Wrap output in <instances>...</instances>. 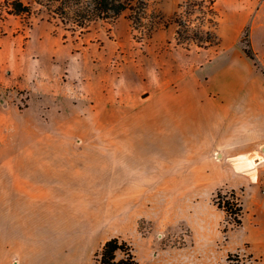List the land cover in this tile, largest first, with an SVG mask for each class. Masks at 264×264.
<instances>
[{
    "label": "crops",
    "instance_id": "0c3cea01",
    "mask_svg": "<svg viewBox=\"0 0 264 264\" xmlns=\"http://www.w3.org/2000/svg\"><path fill=\"white\" fill-rule=\"evenodd\" d=\"M263 7L264 0L246 12L255 57L253 32L264 33V23L257 21ZM39 45L55 57L46 63L31 58L35 71L16 79L22 92L0 93V264H98L107 240L120 238L132 248L137 241L150 249L153 228L175 224L180 231L168 237L177 246H161L168 264H220L212 252L223 243L225 212L214 194L223 187L242 188L256 201L255 236L238 246L246 244L254 263L264 264L260 201L253 191L264 178V70L233 43L221 45L214 94H192L189 120H176L170 104L166 115L153 119L152 157L142 164L146 171L137 166L135 174L121 171L120 183L94 182L91 151L33 149V144L64 142L62 135L44 133L53 126L91 125V97L107 94L92 87L98 78L91 68L73 72L81 67L75 53L68 51L59 61L57 54L67 46L48 39ZM43 64L66 72L44 77L37 71ZM14 127L26 134L12 135ZM160 158L164 165L157 163Z\"/></svg>",
    "mask_w": 264,
    "mask_h": 264
},
{
    "label": "rangeland",
    "instance_id": "374dc122",
    "mask_svg": "<svg viewBox=\"0 0 264 264\" xmlns=\"http://www.w3.org/2000/svg\"><path fill=\"white\" fill-rule=\"evenodd\" d=\"M145 1L146 15L134 27L126 17L129 14L126 12L114 20L91 22L81 35L77 32L72 35L71 31L65 30L61 25L49 23L46 13H38L37 9L30 17L7 15L0 10L1 94L22 92L23 86L16 79L29 76L35 71L30 65L31 58L46 63L51 61V56L55 57L39 45V40L47 39L67 46L63 49L65 53L57 54L59 61L69 56L68 51L75 53V60L81 67L73 72L84 73L91 68V76L95 73L98 78L97 85L92 87L96 93L107 94L108 97H91V125L53 126L44 133L62 135L64 142L33 144L37 145L33 149L91 151V181L94 182L120 183V172L135 174L137 166H143L146 171L142 164L150 161L152 157L153 119L158 114L159 118L166 115L170 104L175 107L176 120H189L191 111L188 109L192 94L200 90H208L210 95L214 94L217 87L215 59L221 45L233 43L243 53L245 48H252L249 33L252 21L245 22L248 16L246 12L253 13L262 2ZM257 21L264 23V7L262 19ZM179 23L182 24L180 28ZM184 28L186 31L177 40V30ZM147 30H151L149 38L144 36L148 33ZM198 38L208 40L212 45L198 43ZM253 40L258 53L256 65L264 70V65L257 61H264V33L255 29ZM37 71L43 73L44 77L46 74L59 75L66 72L52 68L48 70L45 64L37 67ZM83 113L80 112L81 115ZM89 113L90 111H86L85 115L89 116ZM11 133L19 136L26 134L19 127H14ZM90 136L91 142H88ZM156 151L159 153L157 147ZM157 163L164 165V160L160 158ZM107 173H111L113 178H108ZM128 180L127 182L131 181L130 177ZM263 186L264 178L253 191L257 203L260 201L257 218L261 221L259 226L264 233V195L260 191ZM218 192L222 194L223 205L227 201L242 206V225L233 226L229 215L225 214L221 225L223 243H219L212 252L215 258L222 262L220 264H263L261 260L254 263L257 259L253 258L246 244L238 246L255 236L252 231L251 209L255 207L256 201L247 197V194L244 196L242 188L223 187L214 194V202ZM243 206L246 210H243ZM153 229L154 242L150 249L134 241L136 264H168L162 255L161 246L167 243L177 246L176 239L171 240L168 237V234L180 231L176 224ZM233 247L238 249L228 253ZM197 256L198 259H203L205 255ZM122 258L123 254L118 252L116 260ZM215 264H219V261Z\"/></svg>",
    "mask_w": 264,
    "mask_h": 264
},
{
    "label": "trees",
    "instance_id": "16d2710c",
    "mask_svg": "<svg viewBox=\"0 0 264 264\" xmlns=\"http://www.w3.org/2000/svg\"><path fill=\"white\" fill-rule=\"evenodd\" d=\"M37 12H44L47 15L49 23L54 22L61 25L65 30L78 35L83 34L89 24L96 20H114L126 12L127 18L133 23V27L146 15L147 2L145 0H0V10L7 15L12 16H33ZM179 23V28L181 27ZM135 29V28H134ZM144 36L150 37V31L147 30ZM184 30H177V40ZM144 38V37H141ZM198 43H206L211 46L212 42L202 38L197 39ZM180 44V42L178 43ZM246 56L256 65V57L252 48L244 49ZM222 194L217 193L215 204L230 217V223L239 227L242 225V206L237 203L221 201ZM227 230L225 229L224 232ZM123 254V258L116 260L117 253ZM98 264H136L132 246L120 238H111L107 240L100 253L97 255Z\"/></svg>",
    "mask_w": 264,
    "mask_h": 264
},
{
    "label": "built area",
    "instance_id": "2783aa9c",
    "mask_svg": "<svg viewBox=\"0 0 264 264\" xmlns=\"http://www.w3.org/2000/svg\"><path fill=\"white\" fill-rule=\"evenodd\" d=\"M261 194L264 195V186L261 188Z\"/></svg>",
    "mask_w": 264,
    "mask_h": 264
}]
</instances>
